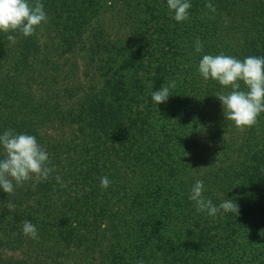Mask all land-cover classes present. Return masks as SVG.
<instances>
[{"label":"trees","instance_id":"1","mask_svg":"<svg viewBox=\"0 0 264 264\" xmlns=\"http://www.w3.org/2000/svg\"><path fill=\"white\" fill-rule=\"evenodd\" d=\"M41 2L48 18L34 35L0 32V135L35 136L56 171L10 196L0 188V264H255L244 239L264 241L251 207L264 206V191L252 195L261 172L264 187V145L253 142L264 113L250 137H227L235 125L215 95L230 89L198 65L205 54L264 57V0H190L182 23L167 0ZM173 80L167 102H153ZM58 125L71 128L65 142L45 135ZM197 180L239 215L197 212Z\"/></svg>","mask_w":264,"mask_h":264},{"label":"clouds","instance_id":"2","mask_svg":"<svg viewBox=\"0 0 264 264\" xmlns=\"http://www.w3.org/2000/svg\"><path fill=\"white\" fill-rule=\"evenodd\" d=\"M167 6L174 13L175 21L182 23L190 19V0H167ZM206 7L216 11L211 3ZM47 18L41 0H0V32H19L29 37L47 22ZM7 39L16 42L15 35H8ZM195 51L203 52V43L199 39ZM198 72L205 81L214 80L223 88L230 89L227 93L221 91L215 95L222 102L226 120L232 121L240 132L258 124L259 116L264 113V57L248 56L240 60L223 53L205 54L199 62ZM175 87V80L162 85L160 90L152 92L151 99L157 105L165 103L170 96V88ZM0 148L4 152L3 158H0V188L9 196L14 193L15 187L29 181H48L56 171L49 154L33 135L5 130L0 135ZM55 180L62 188L67 187L59 175L55 176ZM110 184L107 177L101 178L103 189ZM204 191L203 182L197 180L189 194L197 212H206L211 217L221 213L239 215L235 200L226 199L217 206L211 199L205 198ZM6 207L12 210L15 206L9 202ZM22 230L26 237L38 239V229L30 221L23 222Z\"/></svg>","mask_w":264,"mask_h":264},{"label":"rangeland","instance_id":"3","mask_svg":"<svg viewBox=\"0 0 264 264\" xmlns=\"http://www.w3.org/2000/svg\"><path fill=\"white\" fill-rule=\"evenodd\" d=\"M215 122H217V119ZM255 128H256L255 129V132H256L258 127H255ZM252 131H253V128L248 129L244 132H240L235 126H231L228 129L226 136L229 137V133H230V136H236L237 135L239 138H241V137L247 138V137L251 136V134L253 133ZM70 134H71V128L70 127H68L66 125H58V126H54V127L50 128L46 132L45 135L54 142H65L67 139H69ZM263 136H264V132H261L260 136H256L255 139L253 138V142L257 143V144H263L264 145V139L261 142L259 141V139ZM227 145L230 149H232V153L234 155L235 152H234L233 146H235L236 144H227ZM261 155L264 156V147L262 148ZM262 174H263V172L258 173V175L253 179L252 186L253 185L254 186L252 187V192H253L252 195L254 197H258L264 191V187H262V189H263L262 190L261 186L259 184L260 179L262 178ZM226 189H228L227 192L229 195H231V196L235 195V192L233 190L227 188V186L224 185L223 190H226ZM220 195H222V192L220 193ZM251 207L256 212L254 215H252L253 217H255V222L259 221V224H263L264 223V206L263 205H257V204L253 205V202H251ZM215 222H218V220L216 219ZM237 226H239V225H237ZM243 230H244L243 236H246V237L248 236V233H245V231L250 232V233H253L255 231V229H248V228H244ZM261 230L262 231L264 230V224L262 225ZM244 240L247 244V250L253 254V257L254 256L256 257L255 259L257 260V262L255 264H262L261 262L264 260V245L262 243H264V241H261V244L257 245L258 243L255 241L251 240V243H249L246 239H244ZM250 244L253 245V246H251V248H249Z\"/></svg>","mask_w":264,"mask_h":264}]
</instances>
